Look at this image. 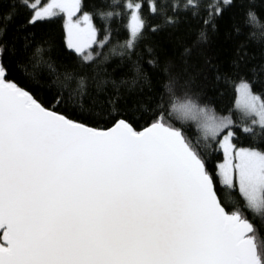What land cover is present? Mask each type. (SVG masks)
I'll return each mask as SVG.
<instances>
[{"label": "snow or ice", "instance_id": "1", "mask_svg": "<svg viewBox=\"0 0 264 264\" xmlns=\"http://www.w3.org/2000/svg\"><path fill=\"white\" fill-rule=\"evenodd\" d=\"M3 2L0 21L10 20L19 8L32 13L28 24L33 26L64 14L67 47L86 62L94 58L85 49L110 41L107 27L104 40H98L92 15L72 19L81 10V0H50L43 8L36 0H11L8 14ZM232 4L211 0L201 16L199 0H165L159 13L157 0H149V12L163 14L165 25L173 27L183 8V14L200 17L205 29L216 30ZM107 6L120 7L118 0ZM123 8L129 21L122 47L134 54L147 28L143 0H125ZM118 15L99 12L104 20ZM256 19L247 12L245 27H253ZM233 30L239 32L238 27ZM5 31L0 23V58L7 52ZM199 39L206 40L207 32L201 31ZM238 64L235 88L243 110L264 130V95L253 92V81L239 74ZM142 78L138 69L132 87ZM29 79H37L36 74ZM65 79L72 76L66 73ZM178 85V79L170 78L164 86L166 95L160 96L149 126L137 131L118 119L100 130L43 106L7 79L0 62V264H264V242L258 243L255 225L241 210L225 209L197 145L170 117L195 123L206 139L226 132L219 141L225 157L217 172L221 184L238 188L246 207L262 219L264 150L237 148L230 130L233 121L217 117L187 91L178 94ZM85 87L81 79L78 88ZM119 100L117 90L108 102ZM61 103L71 106L58 94L56 104ZM244 131L253 133V128Z\"/></svg>", "mask_w": 264, "mask_h": 264}, {"label": "trees", "instance_id": "2", "mask_svg": "<svg viewBox=\"0 0 264 264\" xmlns=\"http://www.w3.org/2000/svg\"><path fill=\"white\" fill-rule=\"evenodd\" d=\"M36 1L40 5L48 0ZM112 2L81 0L82 11L93 16L98 39L105 38L106 27L111 34L110 41L103 47L92 48L95 56L88 62L66 46L63 18L59 15L33 26L28 24L32 13L19 8L10 20L0 21L6 29L2 40L7 45V52L0 62L7 68V79L29 91L46 108L86 126L106 130L116 120L125 119L140 131L156 118L154 113L161 102L159 98L166 95L164 86L170 78H176L179 81L178 94L187 91L201 106L213 110L217 117H228L233 121L230 130L234 132L232 142L237 148L264 150V130L243 119L235 109L238 60L239 74L253 81L255 94L264 95V43L261 42L264 37V0H233L232 6L226 7L222 18L217 21L216 30L205 29L200 17L183 14V8L176 17V25L168 27L163 14L153 16L149 12V0H143L141 14L147 28L134 54L122 47L128 37L129 14L123 8L125 0H118L120 7L109 8L107 5ZM164 2L157 0L158 13L159 5ZM180 2L183 4L184 0ZM210 2L199 0L201 16L206 15L204 8ZM10 3L11 0H4L2 4L5 14L9 12ZM100 10L121 15L104 20L99 16ZM249 11L257 16L251 21L253 27H245V14ZM153 27L160 30L152 32ZM234 27H238L239 32L234 31ZM201 31L207 32L206 40L199 39ZM148 49L152 50L151 55ZM149 60L155 63L149 64ZM138 69L143 78L132 87L131 81L137 76ZM33 73L37 79H29ZM66 73L72 76L70 81L65 79ZM218 74L229 79L217 80ZM81 79L86 82L84 89L78 88ZM117 90L119 103H109ZM58 94L69 99L71 106L57 105ZM170 121L182 127L197 145L206 167L213 174L218 197L225 209L229 212L241 210L255 225L258 243L264 242V219L246 207L237 188L230 189L220 183L217 169L223 161V154L219 137L206 139L195 123L182 122L175 115ZM245 127H252L253 133H246Z\"/></svg>", "mask_w": 264, "mask_h": 264}, {"label": "rangeland", "instance_id": "3", "mask_svg": "<svg viewBox=\"0 0 264 264\" xmlns=\"http://www.w3.org/2000/svg\"><path fill=\"white\" fill-rule=\"evenodd\" d=\"M36 3H38V2L36 1ZM48 3H50V0H48L47 2H45V3H43V4H40L39 7H40V8H43V7L46 6ZM85 13H87V12H84V11H82V9H81L80 12H78V13L76 14V16H73V17H72V19H73V20L82 19L83 15H84ZM88 14H89V13H88ZM59 16H61V17L63 18V24L65 25L66 16H65L64 14H60ZM64 31H65V27H64ZM98 40H100V39H98ZM102 40H104V39H102ZM65 42H66V32H65ZM66 46H67V42H66ZM94 46H97L98 49L101 47L99 44L93 45L91 48H89V49H85V54L91 53L92 57L94 58L95 54L91 51L92 48H93ZM68 49H69V48H68ZM70 50L73 51V52H75V51L72 50V49H70ZM75 53H76V52H75ZM76 54H77V53H76ZM81 57H82V56H81ZM82 58H83V57H82ZM235 91H236V88H235ZM235 109L238 111V113L242 116L243 119L249 120V121H251V122H252L253 119H255L254 116H248V115L245 114V112H244V110H243V99H242V97H240V95L237 93V91H236ZM256 126H257L258 128H260L259 125H256ZM201 132H202V131H201ZM202 134H203V132H202ZM224 134H226V132H225V133H221V135L219 136V141L223 139V135H224ZM203 135H204V134H203ZM219 148H220V143H219ZM220 150H221V152H222V154H223V161L220 163V164H222V163H224V159H225V157H224V152H223V150H222L221 148H220ZM220 164H219V165H220ZM219 165H218V166H219ZM217 170H218V169H217ZM218 176H219V175H218ZM219 180H220V183H221V178H220V176H219ZM222 185H223V184H222ZM223 186H224V185H223ZM237 190H238V188H237ZM238 191H239V190H238ZM251 211H252V210H251ZM252 212H253V211H252Z\"/></svg>", "mask_w": 264, "mask_h": 264}]
</instances>
